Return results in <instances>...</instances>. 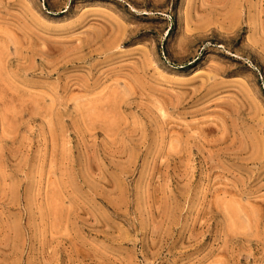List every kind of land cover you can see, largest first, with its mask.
<instances>
[{
	"label": "rangeland",
	"instance_id": "1",
	"mask_svg": "<svg viewBox=\"0 0 264 264\" xmlns=\"http://www.w3.org/2000/svg\"><path fill=\"white\" fill-rule=\"evenodd\" d=\"M0 264H264V0H0Z\"/></svg>",
	"mask_w": 264,
	"mask_h": 264
}]
</instances>
